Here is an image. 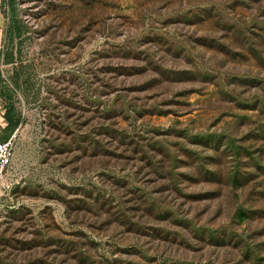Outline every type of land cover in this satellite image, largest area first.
Returning a JSON list of instances; mask_svg holds the SVG:
<instances>
[{"label":"rangeland","instance_id":"1","mask_svg":"<svg viewBox=\"0 0 264 264\" xmlns=\"http://www.w3.org/2000/svg\"><path fill=\"white\" fill-rule=\"evenodd\" d=\"M0 5V264H264V0Z\"/></svg>","mask_w":264,"mask_h":264},{"label":"trees","instance_id":"2","mask_svg":"<svg viewBox=\"0 0 264 264\" xmlns=\"http://www.w3.org/2000/svg\"><path fill=\"white\" fill-rule=\"evenodd\" d=\"M2 3H4V0H0V5H2ZM7 4H8L7 8L9 10V17H8V21L6 24L5 31L10 32L12 28L17 26L18 18L16 15L14 0H8ZM1 115L5 119V123L1 127L2 129L12 128L15 125L17 118H18L15 106L13 104H9V105L4 106V109L1 112ZM5 137H3V138H5ZM0 139H2V138H0Z\"/></svg>","mask_w":264,"mask_h":264},{"label":"built area","instance_id":"3","mask_svg":"<svg viewBox=\"0 0 264 264\" xmlns=\"http://www.w3.org/2000/svg\"><path fill=\"white\" fill-rule=\"evenodd\" d=\"M14 135L8 134L5 138L0 139V186L2 185L3 171L9 163L13 153Z\"/></svg>","mask_w":264,"mask_h":264},{"label":"crops","instance_id":"4","mask_svg":"<svg viewBox=\"0 0 264 264\" xmlns=\"http://www.w3.org/2000/svg\"><path fill=\"white\" fill-rule=\"evenodd\" d=\"M1 22H2V15L0 13V38H1ZM2 110H0V127L4 125L5 123V119L3 118V116L1 115Z\"/></svg>","mask_w":264,"mask_h":264}]
</instances>
